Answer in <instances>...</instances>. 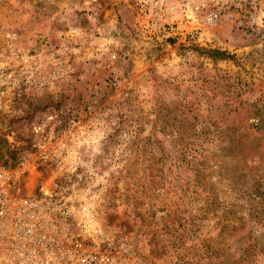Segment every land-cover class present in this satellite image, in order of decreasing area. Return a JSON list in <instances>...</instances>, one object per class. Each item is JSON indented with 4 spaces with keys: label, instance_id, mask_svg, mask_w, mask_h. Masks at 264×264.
<instances>
[{
    "label": "rangeland",
    "instance_id": "1",
    "mask_svg": "<svg viewBox=\"0 0 264 264\" xmlns=\"http://www.w3.org/2000/svg\"><path fill=\"white\" fill-rule=\"evenodd\" d=\"M0 162L116 264H264V0H0Z\"/></svg>",
    "mask_w": 264,
    "mask_h": 264
},
{
    "label": "built area",
    "instance_id": "2",
    "mask_svg": "<svg viewBox=\"0 0 264 264\" xmlns=\"http://www.w3.org/2000/svg\"><path fill=\"white\" fill-rule=\"evenodd\" d=\"M26 175L0 162V264H116L92 202Z\"/></svg>",
    "mask_w": 264,
    "mask_h": 264
},
{
    "label": "trees",
    "instance_id": "3",
    "mask_svg": "<svg viewBox=\"0 0 264 264\" xmlns=\"http://www.w3.org/2000/svg\"><path fill=\"white\" fill-rule=\"evenodd\" d=\"M221 54H225V53H221Z\"/></svg>",
    "mask_w": 264,
    "mask_h": 264
}]
</instances>
